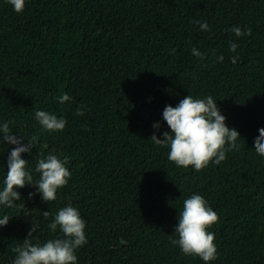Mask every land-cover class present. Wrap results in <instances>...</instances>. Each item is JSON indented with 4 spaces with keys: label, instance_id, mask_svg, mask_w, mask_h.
<instances>
[{
    "label": "trees",
    "instance_id": "trees-1",
    "mask_svg": "<svg viewBox=\"0 0 264 264\" xmlns=\"http://www.w3.org/2000/svg\"><path fill=\"white\" fill-rule=\"evenodd\" d=\"M204 22L211 31L200 29ZM234 26L251 35L237 37ZM188 95H211L241 136L238 150L200 171L177 167L170 149L150 139L171 131L163 110ZM39 110L66 119L65 128L44 130ZM4 122L23 144L33 141L21 156L34 181L39 153L67 158L71 176L55 201L29 198L36 189L25 185L13 207L0 204V218H10L0 225V264H12L33 223L34 245L63 238L47 225L66 206L86 224L76 264H264V156L254 150L264 128V0H26L21 13L0 0ZM14 147L0 140V190ZM193 194L219 217L208 229L218 253L210 262L170 240Z\"/></svg>",
    "mask_w": 264,
    "mask_h": 264
},
{
    "label": "clouds",
    "instance_id": "clouds-1",
    "mask_svg": "<svg viewBox=\"0 0 264 264\" xmlns=\"http://www.w3.org/2000/svg\"><path fill=\"white\" fill-rule=\"evenodd\" d=\"M8 3L17 13H21L26 0H8ZM200 29L211 31L207 22L200 23ZM230 31L237 37L250 36L252 32L251 28L244 31L236 26ZM237 48V43H230L229 51L235 52ZM192 54L201 60L204 59V54L196 48L192 49ZM237 59L238 57L233 56L231 63H237ZM217 61L222 63L224 56L217 57ZM57 99L63 104L69 101L70 97L65 93ZM84 110L85 106L80 105L76 115H84ZM162 115L171 131L163 132V139L157 134H153L150 139L156 145L167 146L170 149L167 158L177 167L192 166L196 171H200L213 160L219 165L226 159V152L239 149L237 140L241 137L240 133L226 125V117L221 114L220 107L211 95L203 99L188 95L176 107L166 106ZM35 119L50 133L62 131L67 124L66 119L58 118L44 110L36 111ZM153 127L159 129L161 125L155 123ZM259 133L255 138L254 150L258 155L264 156V128L259 129ZM0 134H2L0 140L16 145L8 155L5 186L0 190V204L8 208L13 207L15 201L21 199V194L16 189L25 185H32L36 189V192L29 193V198L40 193L44 202L55 201L58 189L64 187L71 176V172L65 166L67 158L61 160L52 153L46 157L39 153L41 158L37 160L35 171L40 175L39 179L34 181L32 174L26 170L28 161L21 156L22 153L31 152L33 141L30 139L28 144H23V138L13 133L8 122L0 125ZM51 215L50 211L42 212L45 219ZM9 219L7 215L3 216L0 218V225H7ZM178 219L179 223L174 230L178 234V239L170 237L171 243L178 245L184 254L198 256L205 262L217 259L215 235L208 229L218 222L219 217L207 205L205 198L200 194H193L185 199ZM47 227L53 233L59 228L63 238L50 239L42 245H34L29 237L38 230L39 224L33 223L23 244L12 249L16 254L12 264H76L75 250L87 243L86 224L80 212L72 206L63 207Z\"/></svg>",
    "mask_w": 264,
    "mask_h": 264
}]
</instances>
